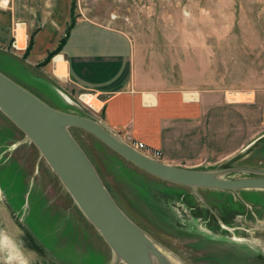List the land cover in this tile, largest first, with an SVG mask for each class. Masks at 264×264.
Wrapping results in <instances>:
<instances>
[{
	"label": "rangeland",
	"instance_id": "obj_1",
	"mask_svg": "<svg viewBox=\"0 0 264 264\" xmlns=\"http://www.w3.org/2000/svg\"><path fill=\"white\" fill-rule=\"evenodd\" d=\"M69 18L66 36L82 20L129 36L135 76L152 86L255 90L251 104L264 103L258 96L264 89V0H70ZM32 50L33 36L22 53L14 47L0 49V70L54 108L77 114H83V108L101 116L96 112L101 102L92 91H82L54 71V57L61 51L48 61L53 50L49 51L33 65ZM247 93L236 98L251 100ZM86 94H90L87 103L80 98ZM260 111L259 106L248 111L247 148L230 162L205 169L264 170ZM70 131L121 209L185 264H264V219L256 217L259 209L264 210V189H192L145 171L87 130L71 127ZM255 175L225 174L228 178ZM177 192L184 199L183 215L194 210L206 216L211 208L225 216L229 211L241 213L237 220L229 218V241H208L178 229L176 217L170 214L176 215V208L158 195ZM245 210L250 216L243 215ZM23 230L37 246L36 258L21 245ZM108 245L38 147L0 109V264H111L115 254Z\"/></svg>",
	"mask_w": 264,
	"mask_h": 264
},
{
	"label": "crops",
	"instance_id": "obj_2",
	"mask_svg": "<svg viewBox=\"0 0 264 264\" xmlns=\"http://www.w3.org/2000/svg\"><path fill=\"white\" fill-rule=\"evenodd\" d=\"M8 5L0 7V49L8 51L16 37L22 53L33 36L28 60L38 65L66 38L54 57V71L92 91L101 102L97 116L122 138L130 134L161 150L163 162L188 168L222 165L247 148L248 111L259 106L264 114V103L251 104L255 90L152 86L135 76L134 47L124 32L82 20L66 36L70 0H10ZM246 93L251 100L236 98Z\"/></svg>",
	"mask_w": 264,
	"mask_h": 264
},
{
	"label": "water",
	"instance_id": "obj_3",
	"mask_svg": "<svg viewBox=\"0 0 264 264\" xmlns=\"http://www.w3.org/2000/svg\"><path fill=\"white\" fill-rule=\"evenodd\" d=\"M0 109L38 147L79 208L110 245L115 254L111 264L185 263L164 250L121 209L91 159L72 135L71 127L87 130L138 167L177 184L224 190L264 189V170L241 167L195 169L146 156L83 108V114L54 108L2 71ZM232 171L253 172L256 177L225 176ZM25 232L21 236L23 239L20 238L21 245L30 249L36 258L37 246Z\"/></svg>",
	"mask_w": 264,
	"mask_h": 264
},
{
	"label": "flooded vegetation",
	"instance_id": "obj_4",
	"mask_svg": "<svg viewBox=\"0 0 264 264\" xmlns=\"http://www.w3.org/2000/svg\"><path fill=\"white\" fill-rule=\"evenodd\" d=\"M178 193L179 192H177V194L176 193H168V194H165V193L158 194L157 193L160 197V200H163L165 203L171 204L176 208L177 214L175 215L173 212H170V214L174 216V218L176 217V222H177L176 226L178 227V229L182 230V232H185V233L190 232L192 234H197L201 236L203 239H207L208 241L209 240L211 241L218 240V241H225V242L229 241L227 238H229V236L231 235V226H232V224L229 221L232 218L234 220H237L239 217H241L240 215L241 213H237V212L233 213V211H229L228 214L225 216L223 213H221V211H219V209H217L219 212L218 213L211 208L212 211L208 210V214L204 216L202 214L198 215L196 211L188 208L189 210H191L190 211L191 214L189 212H186L185 214L184 212V215H183V213H181L180 210H183V211L186 210L184 209V199L182 200V198L178 196L179 195ZM196 195L198 196L199 200H201V202H204V204H206L205 198L199 195V192H197ZM209 209H210V206H209ZM243 215L250 216V214H248L246 210L243 213ZM256 217L258 219L261 218L260 220L264 219V210L262 208L258 210ZM226 218H228V220H226ZM202 224L205 226V228L202 227ZM211 232L215 233L216 237L212 236L213 233ZM223 235H225V238H223ZM32 242L34 245H36L33 240ZM259 258H262V254H259Z\"/></svg>",
	"mask_w": 264,
	"mask_h": 264
},
{
	"label": "built area",
	"instance_id": "obj_5",
	"mask_svg": "<svg viewBox=\"0 0 264 264\" xmlns=\"http://www.w3.org/2000/svg\"><path fill=\"white\" fill-rule=\"evenodd\" d=\"M7 3H10V0H0V7H4V8H7L8 6H5L3 4H7ZM12 47H14L15 49L19 50V44H18V40L17 38L15 37V42H13L12 44ZM124 140L126 142H129L131 145H134L135 147L139 148L141 151H143L144 153L148 154V155H151V156H154V157H161L162 155V151L159 150V149H155V148H152L150 146H148V144H146L145 142H141L140 140H135L134 137L130 134H128L126 136V139L124 137Z\"/></svg>",
	"mask_w": 264,
	"mask_h": 264
},
{
	"label": "bare ground",
	"instance_id": "obj_6",
	"mask_svg": "<svg viewBox=\"0 0 264 264\" xmlns=\"http://www.w3.org/2000/svg\"><path fill=\"white\" fill-rule=\"evenodd\" d=\"M26 67V66H25ZM1 71V70H0ZM4 73V72H3ZM243 93V92H242ZM89 95H82L80 98L81 99H83L82 97H84V100L83 101H85L86 103H87V97H88ZM89 103V102H88ZM92 105V104H91ZM93 106V105H92ZM86 111H88L87 109H86ZM89 112V111H88ZM89 113H91L93 116H95L96 118H98L99 119V117L96 115V114H94V113H92V112H89ZM73 135V134H72ZM95 136V135H94ZM122 140H124V138H122L121 136H119ZM76 139V138H75ZM125 141V140H124ZM104 143V142H103ZM127 144H129L130 146H132L133 148H135L136 150H138V151H140L141 153H143V154H145L146 156H149V157H151V158H154V159H156V160H160L161 158H162V155H161V157H154V156H151V155H148V154H146V153H144L143 151H141L139 148H137V147H135L134 145H131L129 142H126ZM246 158V157H245ZM256 159V158H255ZM161 161V160H160ZM96 168V167H95ZM195 169H205V168H195ZM98 171V170H97ZM99 173V172H98ZM99 175H100V173H99ZM102 178V177H101ZM102 180H103V178H102ZM189 187H191V186H189ZM193 188V187H192ZM142 189V188H141ZM196 189H198V187H196ZM144 190V189H143ZM146 190H144V192H145ZM204 191V190H203ZM246 191V190H245ZM258 191V190H257ZM215 192V191H214ZM146 193V192H145ZM222 193V192H221ZM145 196V195H144ZM232 196V195H231ZM148 197V196H147ZM146 197V198H147ZM149 198V197H148ZM231 198H233V197H231ZM121 199V198H120ZM183 200V199H182ZM155 201H156V199H155ZM156 212H157V210H155ZM8 215V214H7ZM6 215V217H7V219H8V221L10 222V223H13L14 221H13V219L10 217V216H7ZM224 227V226H223ZM210 228V227H209ZM227 228V227H226ZM222 230V229H221ZM230 233V232H229ZM21 235V234H20ZM18 237H19V235H18ZM17 237V238H18ZM223 238H225V235H223ZM256 240V239H255ZM259 240V239H258ZM264 242V241H263ZM109 246V245H108ZM161 246V245H160ZM162 247V246H161ZM163 248V247H162ZM23 250V249H22ZM164 250H166V251H168L167 249H165L164 248ZM169 252V251H168ZM259 253V252H258ZM42 255V254H41ZM76 263V262H75ZM122 263V262H121ZM120 263V264H121ZM190 263V262H189ZM25 264V263H24ZM35 264H40V261L38 262V261H36L35 262ZM115 264H118L117 262L115 263Z\"/></svg>",
	"mask_w": 264,
	"mask_h": 264
},
{
	"label": "trees",
	"instance_id": "obj_7",
	"mask_svg": "<svg viewBox=\"0 0 264 264\" xmlns=\"http://www.w3.org/2000/svg\"><path fill=\"white\" fill-rule=\"evenodd\" d=\"M65 41H66V38L61 41V44L59 45V47H57L56 49H54L52 52L49 53L48 61H49L50 57H52L54 54H56V53L61 51Z\"/></svg>",
	"mask_w": 264,
	"mask_h": 264
}]
</instances>
